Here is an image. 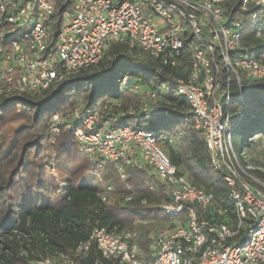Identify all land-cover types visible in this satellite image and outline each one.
Listing matches in <instances>:
<instances>
[{"label": "built area", "instance_id": "1", "mask_svg": "<svg viewBox=\"0 0 264 264\" xmlns=\"http://www.w3.org/2000/svg\"><path fill=\"white\" fill-rule=\"evenodd\" d=\"M223 1L71 0L51 45L55 0H0V98L14 92L42 96L67 77L98 65L113 43L171 67L189 51L193 63L188 76L174 78L164 89L188 101L212 166L226 169L232 209L219 207L212 193L196 188L179 171L161 146L162 136L122 125L121 117L105 118L107 104L85 109L81 100L68 118L54 114L53 143L65 128L99 169L110 163L123 179L125 168L144 164L166 189L160 210L175 219L153 231L148 252L130 244L134 229L96 228L73 255H84L96 244L106 260L120 264H264V182L239 159L234 132L245 115L240 112L233 126L230 110L234 80L240 105L245 103L241 72L251 82L264 80V0H244L240 6L262 41L254 50L241 45L243 18L232 19ZM126 89L142 97L143 113L158 99L157 91L123 75L119 91ZM112 190L107 186L101 193L104 203ZM61 257L73 264L69 256Z\"/></svg>", "mask_w": 264, "mask_h": 264}, {"label": "trees", "instance_id": "2", "mask_svg": "<svg viewBox=\"0 0 264 264\" xmlns=\"http://www.w3.org/2000/svg\"><path fill=\"white\" fill-rule=\"evenodd\" d=\"M243 1L224 0L222 5L232 19L243 18L241 45L254 50L262 41L251 30L249 13L240 9ZM55 3L51 45L65 13L72 7L71 0ZM192 63L189 51L176 67H171L141 50L130 52L124 45L113 43L98 65L67 77L58 88H51L42 96L14 92L0 98V264H39L61 256H69L73 264H120L106 260L96 244L84 255L75 256L72 252L88 242L96 228L109 232L134 229L136 236L130 244L148 252L153 231L175 221L160 210L166 189L149 175L144 164L125 168L123 179L110 163L104 162L99 169L65 128L53 143L52 116L68 118L81 100L85 109L105 103V118L121 117L122 125L162 136L161 146L179 171L196 188L212 193L219 207L233 208L231 190L225 182L226 169L212 166L205 140L194 129L188 101L164 89L174 78H186ZM114 71L119 74L104 87L106 76ZM123 75L158 92V99L146 113L140 111V95L129 89L119 91ZM240 80L245 103L240 105L234 80L232 125L243 112L245 117L239 126L252 133L245 135V146H249L253 136L264 134V80L251 82L244 72L240 73ZM112 89L116 92L112 93ZM234 133V140L238 141L237 130ZM51 166L65 183L62 199L56 203L47 175ZM107 186L113 190L104 203L101 193ZM128 196L133 198L125 203L123 198Z\"/></svg>", "mask_w": 264, "mask_h": 264}, {"label": "rangeland", "instance_id": "3", "mask_svg": "<svg viewBox=\"0 0 264 264\" xmlns=\"http://www.w3.org/2000/svg\"><path fill=\"white\" fill-rule=\"evenodd\" d=\"M201 37L204 40L209 41V39L204 34H202ZM117 74H119L118 71H114L111 74L107 75L103 86L107 87L109 85L110 78L114 79ZM111 92L115 93L116 91H115V89H112ZM236 130L238 133L236 152L239 156V159H240L242 165L244 167H247V166L249 167V165H251V163L248 162L247 151L245 149L244 140H245V135L251 136L252 133L250 131H246L241 126H238L236 128ZM251 158L254 161V164L252 163L253 166L262 167L264 169V140L255 149V152H254V154H252ZM255 161H257V162L255 163ZM53 168H54V166L48 167L47 175H48V179L50 180L51 185H52V189H53V197L52 198H53V201L56 203V202L61 201V199H62L61 189L65 183H64V179L62 178V176L60 175L58 170L56 168H54V169ZM250 173H252L258 179H260L262 182H264V172L255 171L252 169V170H250ZM62 260H64L62 257H56L55 259L50 260L49 262H45V263L41 262L39 264H65L64 263L65 260L63 263H62Z\"/></svg>", "mask_w": 264, "mask_h": 264}, {"label": "crops", "instance_id": "4", "mask_svg": "<svg viewBox=\"0 0 264 264\" xmlns=\"http://www.w3.org/2000/svg\"><path fill=\"white\" fill-rule=\"evenodd\" d=\"M250 140L251 141L249 143V146H245V149L247 151L248 162L251 163V165H249V167H251L255 171L264 172V169L262 167H256V166L252 165V163L254 164V161L251 158L252 154H254V152H255V149L258 147V145H260L263 142L264 134L253 136ZM256 162L257 161H255V163Z\"/></svg>", "mask_w": 264, "mask_h": 264}]
</instances>
